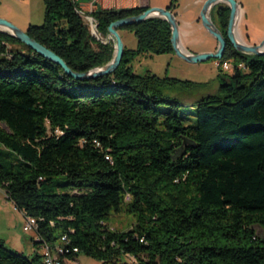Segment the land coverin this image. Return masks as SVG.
I'll use <instances>...</instances> for the list:
<instances>
[{
  "label": "trees",
  "instance_id": "trees-1",
  "mask_svg": "<svg viewBox=\"0 0 264 264\" xmlns=\"http://www.w3.org/2000/svg\"><path fill=\"white\" fill-rule=\"evenodd\" d=\"M43 2V23L25 30L30 38L74 72L112 59L113 44L92 36L71 0ZM176 2L166 8L173 11ZM146 8L89 15L106 38L111 22ZM213 11L224 33L229 8H213L212 20ZM117 30L132 32L135 48L124 46L113 73L88 80L73 79L0 31V190L36 220L34 244L67 257L264 264V236L256 232L264 230V56L238 53L226 40L221 63L232 58L244 68L235 64L218 76L215 91L194 102L190 126L184 104L166 92L201 85L137 75L131 64L143 54L173 53L168 24L151 18ZM112 213L132 216L134 224L112 230ZM41 259L39 252H10L0 240V264Z\"/></svg>",
  "mask_w": 264,
  "mask_h": 264
},
{
  "label": "rangeland",
  "instance_id": "rangeland-1",
  "mask_svg": "<svg viewBox=\"0 0 264 264\" xmlns=\"http://www.w3.org/2000/svg\"><path fill=\"white\" fill-rule=\"evenodd\" d=\"M89 0H77L76 4H85ZM192 0H177L175 8L184 12L185 18H191L190 3ZM246 9L242 23L237 26L238 38L247 44H253L251 41H261L264 38V0H235ZM133 2H128V6ZM138 3V4H137ZM170 0H137L135 4L145 7L166 8ZM45 14V5L43 0H0V18L5 19L21 30L28 26H40L43 23ZM213 21L216 24L214 11L212 13ZM89 27L90 32L91 27ZM126 49H134L136 38L134 34L127 30L119 32ZM259 42H254L258 44ZM215 40L210 36L201 44L199 49H212ZM18 48V45H14ZM196 53V52H193ZM222 59H209L199 63H188L177 57L174 53L162 55L143 54L132 61L133 72L137 75L147 73L160 78H173L180 81H189L200 87L195 88H172L167 90V95L184 104L180 107V112L186 125L195 124L194 102L205 95L215 91L217 88V78L221 74L229 75L231 70H223L217 63ZM230 65H235L234 59L227 60ZM22 214L17 211L12 203L7 200L4 192L0 190V240L5 248L10 252L21 254L31 258L34 253L40 249L34 244V234L25 233L22 230L24 224ZM108 226L112 230L126 231L134 224V218L126 214H110ZM257 235L263 237L264 230L256 227ZM79 264H103L99 260L87 257L83 254L78 256ZM119 264H135L132 256L124 255Z\"/></svg>",
  "mask_w": 264,
  "mask_h": 264
},
{
  "label": "water",
  "instance_id": "water-1",
  "mask_svg": "<svg viewBox=\"0 0 264 264\" xmlns=\"http://www.w3.org/2000/svg\"><path fill=\"white\" fill-rule=\"evenodd\" d=\"M222 4L229 8L228 22L224 33L218 29L211 18L213 8ZM239 12V4L235 0H205L203 2L199 12L200 23L204 30L215 40L216 48L214 51L202 53H192L182 47L175 14L167 8L147 7L138 15L129 16L111 22L107 27L106 38H102L97 33L95 25V27L91 29L92 36L103 43H112L114 48L113 56L112 59L105 65L95 67L82 73L72 71L54 52L44 47L36 40L30 38L24 30H21L13 23L2 18H0V31L9 34L37 55H40L41 57L60 66L64 73L73 79L88 80L111 74L119 66L124 52V44L117 30L118 28L140 23L151 18H160L168 24L171 33L170 43L173 53L185 62L199 63L209 59H222L227 44L226 40L238 53L253 56H264V39H262L258 44H247L237 39L235 32L240 21Z\"/></svg>",
  "mask_w": 264,
  "mask_h": 264
},
{
  "label": "built area",
  "instance_id": "built-area-1",
  "mask_svg": "<svg viewBox=\"0 0 264 264\" xmlns=\"http://www.w3.org/2000/svg\"><path fill=\"white\" fill-rule=\"evenodd\" d=\"M76 5V12L82 19L85 21L86 24H89L91 29L95 27L96 23L89 14H91L97 8H112V9H119L124 7H135L138 6L135 4L137 0H89L85 4H76L77 0H71ZM128 2H133L128 6ZM92 31V30H91ZM92 34V32H91ZM217 66H221L223 70H231L233 72L235 66L230 65L228 62L217 63ZM236 68L243 69V64H236ZM128 200V198H126ZM24 224L22 227L23 232L34 233V230L37 226V222L34 218L31 217H23ZM63 243L65 242V237H62ZM40 255L42 257L41 261L42 264H79L78 258L76 257H67L64 254H57V252H51L50 245L45 242H40Z\"/></svg>",
  "mask_w": 264,
  "mask_h": 264
},
{
  "label": "crops",
  "instance_id": "crops-1",
  "mask_svg": "<svg viewBox=\"0 0 264 264\" xmlns=\"http://www.w3.org/2000/svg\"><path fill=\"white\" fill-rule=\"evenodd\" d=\"M205 0H192L190 3L191 11V18L187 19L184 16V12L179 10V8H175L172 12L175 14L176 21L178 23L179 35H180V42L184 49L189 52H211L214 51L216 48V42L212 49H199L201 44L210 37V35L204 30L200 23L199 19V12L201 10L202 4ZM141 6L145 7L144 4ZM240 9V21L244 19V14L246 13V9L239 4ZM27 28V27H26ZM23 29L24 31L26 30ZM264 39V38H263ZM253 44L254 42L260 41H251Z\"/></svg>",
  "mask_w": 264,
  "mask_h": 264
},
{
  "label": "bare ground",
  "instance_id": "bare-ground-1",
  "mask_svg": "<svg viewBox=\"0 0 264 264\" xmlns=\"http://www.w3.org/2000/svg\"><path fill=\"white\" fill-rule=\"evenodd\" d=\"M239 17H240V12H239ZM236 37H237V39L239 40V41H241L239 38H238V34H237V28H236ZM242 42V41H241ZM61 242L63 243V239H61ZM56 246H54V248H55ZM52 247H50V249H51ZM56 250V249H55ZM59 254H62V253H64L63 252V250L62 249H57L56 250ZM73 252L74 253H76L77 252V250L75 249V250H73Z\"/></svg>",
  "mask_w": 264,
  "mask_h": 264
}]
</instances>
